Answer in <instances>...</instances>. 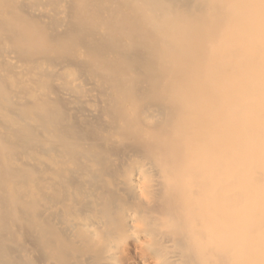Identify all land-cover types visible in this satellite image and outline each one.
<instances>
[{
	"label": "bare ground",
	"instance_id": "1",
	"mask_svg": "<svg viewBox=\"0 0 264 264\" xmlns=\"http://www.w3.org/2000/svg\"><path fill=\"white\" fill-rule=\"evenodd\" d=\"M0 264H264V0H0Z\"/></svg>",
	"mask_w": 264,
	"mask_h": 264
}]
</instances>
